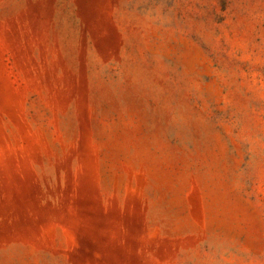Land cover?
I'll return each mask as SVG.
<instances>
[{"label":"rangeland","instance_id":"obj_1","mask_svg":"<svg viewBox=\"0 0 264 264\" xmlns=\"http://www.w3.org/2000/svg\"><path fill=\"white\" fill-rule=\"evenodd\" d=\"M0 264H264V0H0Z\"/></svg>","mask_w":264,"mask_h":264}]
</instances>
